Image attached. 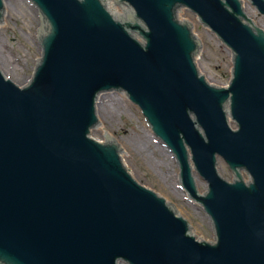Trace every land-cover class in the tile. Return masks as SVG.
Listing matches in <instances>:
<instances>
[{"label":"water","instance_id":"obj_1","mask_svg":"<svg viewBox=\"0 0 264 264\" xmlns=\"http://www.w3.org/2000/svg\"><path fill=\"white\" fill-rule=\"evenodd\" d=\"M30 1L45 18L43 59L23 89L0 70V264H264V24L253 25L241 0H115L135 10L121 21L110 1L113 15L103 0ZM250 1L264 15V0ZM178 6L234 51L230 88L200 75V43L176 19ZM112 90L127 92L176 155L184 188L214 223V244L195 238L170 198L125 164L148 189L132 178L117 144L89 138L97 97ZM224 160L235 183L222 178L233 179Z\"/></svg>","mask_w":264,"mask_h":264},{"label":"rangeland","instance_id":"obj_2","mask_svg":"<svg viewBox=\"0 0 264 264\" xmlns=\"http://www.w3.org/2000/svg\"><path fill=\"white\" fill-rule=\"evenodd\" d=\"M108 2V0H106ZM252 12L253 24H264V17L248 0H243ZM181 21L193 22L201 50L197 56L199 71L213 85H230L234 54L191 11L183 10ZM249 17V18H250ZM42 14L28 0H6L5 19L0 23V69L19 86L30 82L42 59ZM98 140L120 141L121 157L140 181L167 195L192 225L196 238L215 240L211 218L204 207L182 188L180 168L175 156L157 138L142 114L125 92H108L99 102V125L91 132ZM198 175V174H197ZM201 194L207 183L198 175ZM121 264H127L122 262Z\"/></svg>","mask_w":264,"mask_h":264},{"label":"bare ground","instance_id":"obj_3","mask_svg":"<svg viewBox=\"0 0 264 264\" xmlns=\"http://www.w3.org/2000/svg\"><path fill=\"white\" fill-rule=\"evenodd\" d=\"M244 7H245V11H246V13H247L248 15H251L252 12L248 10V6H247L245 3H244ZM196 180H197V184H198L199 181H198L197 177H196Z\"/></svg>","mask_w":264,"mask_h":264}]
</instances>
